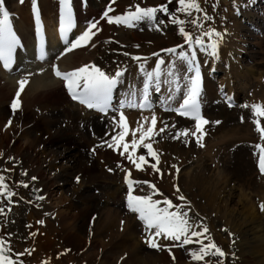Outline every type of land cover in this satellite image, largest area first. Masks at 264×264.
Masks as SVG:
<instances>
[{"label": "bare ground", "instance_id": "obj_1", "mask_svg": "<svg viewBox=\"0 0 264 264\" xmlns=\"http://www.w3.org/2000/svg\"><path fill=\"white\" fill-rule=\"evenodd\" d=\"M132 1L141 3L145 0H89L84 17L93 21L95 11L103 9L104 5L111 2L110 16L125 15L134 11ZM227 1L232 3L235 0ZM227 1L195 0L202 11L197 13L192 10V16L178 10V0L171 1L168 6L172 15L175 10L174 18L182 16L186 22L183 26L193 38L210 30L221 34L220 37L214 36L210 40L206 35L202 38L209 45L213 41L217 42V55L209 60L212 67L217 69L222 67L224 72L221 78L223 82L218 90L222 85L227 87V100L233 99L240 105L234 111L220 108L215 115H207L206 110L216 101L217 92L212 82L206 79L200 99L208 123L200 131H197L194 122L174 115V110L187 94L186 85L192 74L189 73L185 62L179 61L175 54L166 51L173 47L179 51L181 45L184 46L183 50L188 49L179 34L180 25H172L169 16L163 13L157 16V20L163 19L167 21L166 24L158 22L142 29L147 20L133 22L134 32L128 30L130 36L128 34L123 36L122 41H116V37L123 35L122 30L127 26L108 24L104 17L97 23V28L93 29L95 35L91 41L96 39L92 44L90 42L88 46L82 48L81 44L87 41L84 38L70 44L48 68H46L48 64L45 63L36 65L37 72L25 73L12 80L8 78V74L0 71V79L3 81V85H0V96L4 91H9L7 97L10 96L12 99L14 93L18 104H36V107L39 104L38 109L41 110L35 120H29L24 113L23 118L26 116L28 122L25 123L23 144L17 146L16 142L14 147H11L8 139L0 135V149L10 153L14 159L21 160L20 170L35 180L36 198L43 197L40 201L43 203L45 201L46 204L43 214L40 215H51L54 216L53 219L56 218L54 222L50 220L48 222L46 219L45 226H42L34 214L35 217L31 214L30 217L25 216L28 225L26 232L30 239L35 240L37 246L49 250L58 239L65 244L68 251L73 252L85 264H180L184 258L181 251L186 249L185 251L198 259V264H205L208 261L205 260L208 251L214 254L219 252L213 244L211 246L207 244L206 235L209 233L213 236L215 229L222 227V230L230 229L234 232L238 255V260L234 264H264V211L260 208V205L264 204V173H261L259 168L260 149L264 148V115L255 111L259 109L260 112H264V74L253 76L251 71L240 70V58L246 51V43L249 40L254 42V46L259 47L260 51L261 46H264V26L261 36L256 35V32L248 38L247 32L238 22L240 20L235 18L234 13L247 18L244 20H248L249 16L254 21L261 19L264 24V14L262 18L257 14V11H263L264 8H259L260 0H236L231 10ZM39 2L45 20L51 19L50 0H37V3ZM3 3L5 8L12 10L16 16L18 21L15 28L28 45L31 25L29 8L32 0H23V3H20V0H4ZM205 14L212 19L205 20ZM193 18H197L202 27L197 28L188 22ZM139 28L142 29L141 33L136 32ZM49 38L51 41V34ZM242 38L248 40L244 39V42ZM132 56H140L141 60L134 61L131 59ZM158 59L165 60V64L161 66L160 90L163 96L161 106L165 107V112L162 113V107L159 106L149 112L129 111L126 115L129 133L141 125L146 130L152 126V117H156L153 133L146 142L153 144V149L159 156V173L150 166L155 163L151 157H147L148 163L142 165L143 170H137L124 155L107 147V144L112 143V136L116 134L114 131L116 118L109 117L107 120L102 118L104 121H100L98 115L87 112L69 101H66V106L61 105L59 103L62 101L61 97L56 98V103L48 101L39 103L41 97L62 90L61 83L53 78L55 72L67 73L76 79L80 73L75 70L89 65L100 67L110 75L118 68L125 69V75L118 84L119 92L121 95H139L144 83V75L139 71L140 64H145L146 71L152 70ZM173 62L176 64L181 90L169 93V86L163 81L170 79L165 73L168 65ZM196 63L204 65H201L198 57ZM251 85L261 93L260 97L248 95L250 92L246 90ZM9 104L11 106V102H8L7 106L0 105V121L2 117L10 116L15 123L18 116L15 114L16 111L14 113L9 109ZM221 110L223 114L220 113ZM18 119L21 120V116ZM210 125L213 127L209 130ZM253 128L257 133L255 137L251 133ZM184 132L188 135H182ZM136 138H139V132ZM131 139L132 136L129 134L127 140ZM75 144L77 146L85 144L89 151L96 154V163L93 159L92 162L87 160L83 154L77 155L73 150L69 164L57 165V160L66 158L63 152L57 156L53 155L54 159L47 160L54 152V148L70 152L69 149L75 148ZM140 154L146 155L143 147L136 153ZM22 155L26 157L21 159ZM46 170L51 171L50 177L46 176ZM174 172L176 179L172 181L171 174ZM128 173L131 174L130 177ZM77 177L79 182L74 180ZM166 181H172L174 184L175 200L162 196L160 187H165ZM132 182L133 195L152 196L158 201L167 199L175 206L172 211L187 213L189 231L186 237H181L180 241L166 239L163 236L156 237L154 229L150 230L144 226L139 214L132 213L127 206L128 202L136 199L130 191ZM126 183L130 185L129 190ZM148 183L154 185L155 192L148 187ZM55 187L67 194L69 203H65L60 196L51 201L57 191ZM93 189L99 190L97 191L99 198L89 194ZM181 196L184 200L179 199ZM34 200L29 198L26 201ZM204 229H208L207 232ZM99 230L102 231L101 236L104 235L102 240L107 239L109 248L106 253L104 251L102 255L97 256L86 237L94 239ZM209 230L214 232L211 233ZM192 232H198L200 236L194 237L191 235ZM249 235L252 238H249ZM150 236L156 244L158 243L156 248L149 246ZM118 237L120 239L113 242ZM185 238L191 241L187 245L182 243ZM178 246H181L182 250L178 249ZM124 247L127 251L121 253L119 250Z\"/></svg>", "mask_w": 264, "mask_h": 264}, {"label": "snow or ice", "instance_id": "obj_2", "mask_svg": "<svg viewBox=\"0 0 264 264\" xmlns=\"http://www.w3.org/2000/svg\"><path fill=\"white\" fill-rule=\"evenodd\" d=\"M171 2V0H169ZM20 3H23V0H20ZM61 3L64 4V13H62L59 20V31L63 37H65L66 28L70 30L72 27V9H71V0H61ZM32 9L35 18V24L37 28V34H39V25H40V14L37 7V0H32ZM178 10L184 12L188 16H192V10L200 13L202 10L200 6L195 2V0H178ZM111 9L109 10V12ZM175 11V10H174ZM109 12H105L104 16L106 17V22L108 24H117L125 25L129 28L133 27V22H140L147 20L148 22H155L157 19V13H163L164 15L169 16L171 23L180 25L179 34L183 37L185 43L187 44V51L183 50L184 46H180V50L176 47L167 49L166 51L170 54H175L179 61H183L187 64L189 71H192L194 75L188 80L187 83V94L183 99V103L179 105L177 111L181 116L191 117L196 121V129L200 131L202 126L207 124L208 121L203 119L200 115V102L198 97L201 96V72L200 66L196 63L197 61V51L194 49L196 46L200 51H208L209 48L211 56L215 57L217 55V42L213 41L210 45L205 43L203 36L220 37L221 34L215 30H210L208 32L202 33L200 36L193 38L188 32H186L185 20L184 19H175L172 17V14L169 12L167 6H161L160 8L149 7L141 8L137 6L134 11L129 12L125 15H117L112 17L109 15ZM205 20H211L212 17L207 14L204 15ZM167 21L161 19L159 24H166ZM192 25L199 28L202 27V24L199 23L197 18H193L189 21ZM97 28V24L93 22L88 29L81 35L85 40L90 41L91 38L95 35L93 29ZM159 30V29H157ZM77 39V38H76ZM69 44L68 39H66V45ZM82 43L81 45H83ZM18 39L13 31L12 24L10 21V13L6 10L3 0H0V54H2L6 49H12L17 47ZM80 45V46H81ZM127 55V53H125ZM156 55V54H154ZM132 60L140 61V56H132ZM165 64L164 59H158L152 70H145V64H140L139 71L144 75L143 83V103L139 104L140 109H145L148 106L149 100V90L153 88L156 92L161 90V66ZM80 73L76 78L74 87L76 91L73 93L74 96H77L81 103L89 106V109L95 108L101 113H107L112 106L114 90L117 88L118 84L121 82V77L125 75V69L118 68L114 71V74H107L100 67L89 65L81 67V69L75 70ZM170 79H165L163 83L168 85L169 93L179 92L180 85L179 75L176 72L175 62L168 65L167 72L165 73ZM80 90V91H78ZM136 107V105H131ZM123 107V105H122ZM260 115H264V112H260L259 109H255ZM116 124L115 135L112 136V143L107 144V147L110 149H115L119 154L124 155L129 163L135 165L137 170H143L142 165L148 163L147 157H151L155 163L150 166L157 173L160 172L158 165L160 164V159L156 151L153 149V144L146 142L152 135L153 129L156 125V117L153 116L151 119V127H148L146 130L143 125L140 128L132 130L129 133V125L125 119L123 112L119 114L118 121H114ZM118 130V131H117ZM137 132H139V138L137 139ZM131 134V141L127 140L128 135ZM182 135L187 136L188 133L184 132ZM199 142V138H197ZM203 146V145H201ZM143 147L146 150V155L140 154L136 155L137 151ZM122 149V151H120ZM260 151L264 153V148H261ZM259 168L261 173H264V155L260 157ZM130 177V173L127 174ZM4 177L0 176V188L4 187ZM79 182V177L76 178ZM130 180V179H128ZM131 181V180H130ZM147 183V182H144ZM28 187V185H24ZM129 190V185L127 183ZM148 187L152 188L155 192L154 185L148 183ZM131 195L136 199L131 203H127L128 209L132 213H138L140 221L143 222L144 226L148 229H154V236L159 237L163 236L166 239L173 241H180L181 237H186L189 231L188 220L186 219L187 213L181 214L177 211H172L175 206L170 200L158 201L152 198V196H139L133 195V182L131 183ZM179 191V189H177ZM37 199H43V197H37ZM180 200H184V197H179ZM128 201V200H127ZM161 204L164 206L162 207ZM261 211H264V204L260 205ZM43 223V221H40ZM207 232V229H204ZM192 236H198L200 233L192 232ZM191 241L188 238L182 240V243L187 245ZM149 246L156 248L157 244L154 242L153 237L149 238ZM4 241L0 240V264H11V261H8L4 255ZM217 250V249H216ZM219 255L223 256L224 253L219 250Z\"/></svg>", "mask_w": 264, "mask_h": 264}, {"label": "rangeland", "instance_id": "obj_3", "mask_svg": "<svg viewBox=\"0 0 264 264\" xmlns=\"http://www.w3.org/2000/svg\"><path fill=\"white\" fill-rule=\"evenodd\" d=\"M171 1H174V0H171ZM230 1H233V0H230ZM235 2H236V0L232 3H229V1H227V5L231 8V10H232L231 6H233V4ZM262 2L264 5V0ZM262 2H261V4H262ZM138 3H139V1H132V3H131V5L133 6L132 10H135ZM142 4H144V6H148V8L149 7L160 8L161 6H167L168 7L170 2H169V0H145L144 2L139 3V5H138L139 7L146 9L147 7H143ZM171 8L173 9V7H171ZM174 12L175 11H173V15L175 14ZM263 12H264V10L259 11V12L257 11V14L260 15V18H262L263 14H264ZM234 13L236 14L235 18L238 19L237 13L236 12H234ZM160 14L161 13L158 12L157 16H159ZM173 15H172V17H173ZM252 15H254V14H252ZM241 18H242V20H244V18L247 19L246 17H244V18L241 17ZM175 19H182V16H177ZM238 20H240V21H238ZM238 20L237 21L240 22L242 27L247 32V37L250 35L253 36L252 31L254 30L253 29L254 27H256V29H259V30L262 27V23H258V21L254 22V20H252L251 16H249L248 20H244V21H246L247 23L252 21L254 23L252 26L247 25L245 27V25L242 24L241 19H238ZM259 20H261V19H259ZM158 22H159V20H157V19L155 22H150V24L148 22H145L143 24L142 29H144V27L150 26L151 24H153V25L157 24ZM169 22L171 23V21H169ZM263 26H264V24H263ZM142 29L139 28L137 30L138 33H141L142 31H140V30H142ZM117 31H121V30H117ZM122 33H123V35H118V36H117V34H115V36H117L116 41L117 40L122 41L121 39L123 36H125L127 34H128V36H130V34H131V33L127 32L126 29L122 30ZM254 34H256V33L254 32ZM128 36L124 37V38L126 39V38H128ZM212 38H214V37H212ZM95 39L96 38H94L92 41H94ZM207 39L210 40V38H207ZM242 39H243V41H244V39H245V41L248 40L246 38H242ZM242 39H239V41L243 42V41H241ZM100 40H102V39H100ZM90 41H87L86 45ZM92 41L90 44H92ZM104 41H105V39H104ZM104 41H103V43H104ZM245 48H246V51L244 52L243 57L241 56L242 58H240V70H241V72L242 71H248V72L251 71L252 72L251 75H253V76H258V75L264 74V46H261V51H263V52H261L259 50V47L254 46V42L249 40V42L246 43ZM81 50H86V49H81ZM217 75H218V79L215 80L214 83H218L220 81V77L222 76V74H220V73H217ZM0 83H1L0 85H3L2 84L3 81H1V79H0ZM251 90H252V92H251ZM246 91L250 92L248 95H250L251 97H260V95H261L260 92L256 91L254 88H252V85H251V87H248ZM8 92L4 91L3 92L4 94H2V96H0V105L1 106H7L8 102H10V100H12V99H10V96L7 97V95L9 94ZM54 94H56L59 97H56V95H54ZM262 96H263V94H262ZM60 97H61L62 101H59V103H61V105L66 106V100H65L64 96L61 94V92H58V91H57V93L54 92V93H51L49 95H45L44 97H41V99L39 98L40 99L39 103L42 102L41 104H43L46 101L56 103V100H57L56 98L60 99ZM26 105L27 104H20L19 107L14 110V113L16 111L15 114H16V116H18V118L21 116V120H19L17 117H15L17 119L14 123L13 118H11L10 116L2 117L3 119L1 118L0 135L4 136L5 138L8 139V142H9V144H11V147H14V144L16 142H17V146L24 143V130L26 129L25 123L28 122V120L25 117L27 116L29 120H35V119H37V117L41 111L38 109V108H40L39 104L37 105V107H36V104L27 105V106ZM20 106H22V107H20ZM218 106H220L221 108L225 107V105L219 101L218 104H213L212 106H210V108H208L207 112L211 113L212 115H215L219 110ZM33 108H34V110L32 111ZM33 112H36V113H33ZM24 113L26 114V116L23 118V116L25 115ZM220 113L223 114V110H221ZM229 114H231V113H229ZM8 117H10V118L8 119ZM16 122H17V124H16ZM248 125H250V123ZM250 128H251V126H250ZM251 133L254 137L257 136V133L253 129L251 130ZM83 145H84V147H83ZM83 145L81 144V146H80V144H79L78 146L76 145L75 148L74 147L70 148L69 149L70 152H65L64 149L59 150L58 148H56V149L54 148L53 149L54 152H52V154L47 158V160L50 161L51 159H54L55 155L57 156L59 153L63 152V153H65L66 158L57 160V165L60 166V165H64L65 163L69 164V159L73 155V153L71 151L73 150L77 153V155L83 154V155H85L87 160L92 162L91 159H93V161H95V163H96V159H95L96 154H94L92 151H89L87 146H85V144H83ZM78 152H80V153H78ZM25 154L27 156V152H25ZM91 154L92 155L94 154L93 157H91L92 156ZM26 156L22 155L21 159L25 158ZM253 158H255V156ZM55 159H56V157H55ZM21 165H22L21 160L14 159L10 153H7L3 149L2 150L0 149V176H3L5 178L4 179V187L0 188V240L4 241V244H3L4 255L6 256L7 260L11 261V264H85L73 252H71L70 250L68 251L65 244H63V242L60 240L58 241V239L54 242V245L49 250L42 249L41 247L37 246V243L35 242V240H33L32 238L30 239L28 232H26L27 231L26 227L28 225L26 223L27 220L25 219V216L27 218V217H30L31 215L34 214L36 216V218L39 220V222L40 221L44 222V223H40L42 226H45V224L47 222L46 219L48 220V222H49V220L54 222L56 220V218L53 219L52 217H54V216L51 217V215H47L48 217L45 215H40V214H43L44 205L46 208L45 201L43 203V201L41 202L40 199L36 198L37 185L35 183V180H33L27 173L20 170ZM57 165H55V168ZM15 170H17V171L15 172ZM46 176L50 177L51 171L46 170ZM171 179H172V181L176 179V172L171 174ZM74 180H76V179H74ZM172 181L167 182V184L164 185L165 187H160V188H161V193L163 194L162 195L163 197L167 196L168 198H172V200H175L176 197H173L175 193H174V184L171 183ZM24 185H28V187H24ZM55 190H57L56 194L55 193H54L55 195L53 194L51 201H55L60 196L61 199H64L65 203H69L67 194H64L61 191H58L57 187H55ZM93 190H91L89 194L98 197L99 194L97 191H99V190H97V191L96 190L93 191ZM57 193H58V196H57ZM28 197L31 199H35V200L31 201V202H27L26 200L29 199ZM256 203H257V201L255 200L254 204H256ZM14 205H17V206L15 207ZM180 209H182V208H180ZM183 213H185V212H183ZM29 214H31V215L29 216ZM51 218H52V220H51ZM200 223L201 222H199V224ZM223 231H227V232H223ZM210 232L213 233L214 231H210ZM233 233L234 232L230 229L222 230V227L215 229L213 236H210L209 233L208 234L206 233L207 234L206 237H208L206 239L207 244L209 246H211L213 244L214 248L218 249V251L219 250L222 251L224 253V255L220 256L219 252L214 254L213 252L208 251L206 253V255H208V256L205 258V260L208 259V261L205 264H208L210 259H212V260H210L211 263H209V264H234L235 261L238 260L237 250L235 249L237 247L236 246L237 242H236V239H235V236L233 235ZM105 234H106V232H105ZM101 235H102V231L99 230V232L95 235L94 239L91 240L90 236L86 237L87 240H90L89 241L90 247L93 249V251L95 253H97V256L102 255L104 253V251L106 253L107 249L109 248L107 245V243H108L107 239L105 238V241H103L102 237H104V235L103 236H101ZM198 236H200V235H198ZM249 238H252V236L249 235ZM119 239H120V237L115 238L113 242H116ZM178 249L182 250L181 246H178ZM185 250L186 249L181 251L184 258H183L182 263H180V264H198V259L194 258V256L191 253H188ZM119 251L121 253H126L127 250L124 247ZM209 257H210V259H209ZM172 264H178V263H172Z\"/></svg>", "mask_w": 264, "mask_h": 264}]
</instances>
